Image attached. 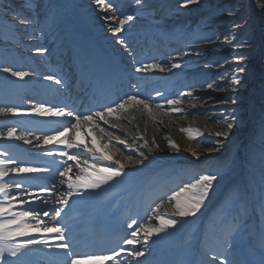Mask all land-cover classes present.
Here are the masks:
<instances>
[{
  "label": "bare ground",
  "instance_id": "obj_1",
  "mask_svg": "<svg viewBox=\"0 0 264 264\" xmlns=\"http://www.w3.org/2000/svg\"><path fill=\"white\" fill-rule=\"evenodd\" d=\"M1 1H3V3H10V0ZM39 1L43 2L42 0H30L32 6L42 8L44 5L42 3V6L39 5ZM127 1L128 0H122L121 2H119V0H116V3L119 2L117 4L118 9L124 10V3H126ZM172 1L173 0H141L140 4L134 3V6L131 7L130 13L138 11V13L143 12V14H152L153 11L160 10V8L162 9L167 8L168 6L170 7L172 4H169V2L172 3ZM208 1H210L208 4L209 8L206 11L212 10V12L217 13L218 7H226L227 9H229V11H226L228 14L219 13V15H229L231 16V18L225 19V21L227 20L229 22H223L222 25L216 26H214L215 24L213 20V17H216V15H211L208 17V19L206 18L202 20V22L197 26L200 32V36L207 40L206 43L204 44L202 42L200 44H188L186 48H183L184 50H186V52L184 53L185 55L182 57L180 62H188L187 64L191 67L199 66L197 67L199 69L192 72L191 74H187L189 72H187L185 69V73L183 74V76H180V78H183L186 81L189 80L191 82L193 81L194 84L196 83V87L192 88V90H198L196 92H191L190 96L186 95L183 98L184 100H179L180 103L177 106H173V108H179L181 109V111L163 112L159 110V107H153L148 105V109H145L142 104H131L127 106L124 110H118L114 112L111 116H105V120L107 121V123H105L104 121H100V126L99 128H97V130L89 131L84 136L80 134V137H77L76 139H74L72 135H68L67 137L63 138V140H71L75 144H78L79 147H73L70 149L67 148L68 151H72L73 154L85 157V159L89 160L90 164L92 163V156L110 155L112 157L111 160L97 162V168H101L100 166H110L113 168H119V165L114 163V161L117 160L120 161L121 164H123L122 175L120 177H115L113 180L109 181L106 184L101 185L100 188H74L73 194L68 197L67 204L71 203L70 208L75 207L77 209H82L86 206L83 205L84 202L89 200H94L93 202L96 203L100 200L99 196L102 195L96 193L100 192L106 194V191L116 193V191L112 190L113 184L117 185L124 181L135 179L137 175H141L144 173H146L147 175L155 172L157 173L158 169L163 164L166 165L165 168H170L168 164H173L176 168V166L180 167L181 164H184V160H190L193 161L192 167L196 169L199 165L202 164L201 160H204L206 163V161H208L210 157L224 156V154L229 151L228 149H232L235 145H237L235 159L238 162V167L241 169V172L239 173L240 175L237 174L236 177L218 182L215 185L210 201H213L218 197L217 193L220 189L229 186L236 180L240 179V176L243 174L244 171V169L241 167L240 160L242 157L244 159L248 158L249 145L252 140H257L258 138L257 135L254 134V130L257 129L255 123H253L254 118L255 120H257L263 117L262 112L258 110L257 103L254 102L252 98L250 101L249 98L255 96L257 99H259V101L261 99H264V29H262L263 24L259 26V29L256 31V33H251L250 36H248V43L260 48L261 50L257 58L255 57V55H253L252 57L253 50L247 52V54L251 55V59L249 58L250 60H245V62L241 63L239 67L247 69L248 71H250V73L242 81L235 82V79L240 76H237L238 74L232 71L233 68L237 66V64L235 66L232 62L226 64V60H228L227 58L229 56L225 53V48H221L223 46L217 44H221L220 41H223V39L221 38H227V36H229L227 39L232 38L237 41V43H241L240 36L244 35L245 32H248V30L253 27L255 20L261 19L260 23L262 21L264 22V13L257 10V8L255 7V0H246L245 5L247 6L245 9V13L249 15V18L247 17L249 21H234V23L231 24V19L233 18V15L235 13L230 12H234L237 9L235 6H238V2H236V0H214V2L212 0ZM44 2H46V0H44ZM66 2L70 3V0H66ZM80 2L77 6L73 3H70V8L66 6L65 9L63 8V6L62 8L59 6L58 8L60 9V11L55 14L56 17L52 16L49 19H46L43 18V16H38V19L35 22L37 24L41 22L43 27L45 28H47L48 26H53L57 23L58 20L59 22H64L66 24V27L62 24L58 31L65 36V40L69 43L73 41L76 42V35L73 30L77 32L78 28L85 29L86 27V29H89V32L87 33L90 44L92 46H98L100 48H103L102 46L104 45V43H107L109 41L107 38L108 36H106V33H104V29L107 28V24H109L108 27H110V24H112V22H110L111 20L108 19L110 14L107 16L105 14V12L108 14L109 11H101V17L105 18V23L102 25H98L96 24V22H99V20H101L102 18H94V16H92L93 13H96V7L89 8L87 6V3L83 2L82 4H80ZM259 2H264V0H259ZM216 3L218 4V6ZM3 10L6 11V14H3V17L9 19L6 23L12 25L15 29L13 31L16 33V35H14L13 33L8 34V38L10 39V41L14 40V42L22 41L23 36L29 31L24 26V24L19 23L20 21H14L13 17L16 13L24 15L26 11L23 10L20 6H17L16 2H11L10 4H8L7 7H0V14H2L1 11ZM128 10L129 9L127 8L126 12ZM241 10L243 11V9ZM7 11H9L8 14ZM73 12H75V14H72ZM155 14L156 13H154L153 15L155 16ZM142 16V18L145 19L147 17L146 15ZM193 17L194 19H197V16L194 15V11L191 13L190 16L186 18V20H191ZM235 17L239 18L240 16L235 14ZM183 22L179 23L182 24ZM80 24L83 26L81 27ZM150 25L151 24H146L143 26L142 29L150 28L153 30L152 27H149ZM177 25L178 23H175L170 25V27L176 28ZM82 32L83 34L85 33L84 30H82ZM47 33L51 35L53 31L51 30ZM112 34L114 35L113 32ZM47 39L48 38L45 36V40ZM28 40L32 41V39ZM163 41H165V37ZM173 41L175 42V40ZM4 42V45L6 46V48H4L7 50V47H9V45L6 44L8 40H4ZM55 42L56 41H54L53 43ZM58 42L60 43V45L62 44L61 39H58ZM189 43H193V41L190 40ZM20 45L21 44L16 45L17 55H15L13 52L9 53L4 49L2 56L10 60L15 59L16 57L20 58L23 52L26 51L23 50L24 47H21ZM60 45L54 46L53 48H63L69 50V46ZM50 47L52 46L50 45L47 48ZM143 48L144 49L140 50L139 47H135L132 51H135V54H141L143 51H148L151 46L147 43H144ZM205 48L211 49V53L208 56L206 54H203ZM253 48L254 47H252L251 49ZM26 53L34 54L35 52L26 51ZM119 55H122V53L119 52ZM144 56H146L145 52L142 57ZM37 57L40 58L43 56ZM204 61H207V66H200L199 63ZM223 63L224 65L221 66ZM214 65L217 69L214 67ZM255 65L256 70L254 71L253 68L255 67ZM210 68H214V71H212V69ZM171 69L172 64L165 65L166 71ZM150 71H152V69L142 71V76L146 77ZM216 73L224 74H222L223 77L220 78L216 75ZM157 74V72H154L152 76H155ZM203 74H206L205 78L203 77ZM0 78L12 79V81L14 82H24L25 84L30 85L29 87L33 85V81L27 79V76L23 80H21L17 77L12 76L11 74L5 76L1 74ZM198 80L200 81L198 82ZM159 82L162 84V80H159ZM209 84L213 85V87L209 88L207 86V88L203 90L205 86ZM214 88L219 89L215 90ZM170 90H173V86L170 88ZM234 91L236 93H234ZM233 95H237L239 97L244 98V101H246L245 104L249 103L250 107H255L253 108V112L251 113L249 111L250 109L247 112L245 110L244 104L232 103V100L235 99ZM242 109L245 110V117L243 118V116H241L240 118H238L235 115V111H239ZM5 116H8V118H5ZM15 116H17V114L14 113L0 114V118H2L0 121L11 122L13 118H15ZM224 117H229L228 122H232L234 126L232 129L227 130V136L218 137L216 133L224 132L227 128L226 123L223 122ZM232 117H235L236 119L233 121L231 119ZM246 122L247 125H245ZM259 126L261 125L259 124ZM243 127H245V129H243ZM101 129H103V131ZM181 129L195 130L191 133L194 139H190L189 134L187 132L181 131ZM8 130L9 128L2 127V129L0 130V137L2 139L13 140L14 136L9 138L5 135ZM16 136L19 137L18 135ZM57 138H59V136H57ZM23 140H20L23 144H27L25 141H30V143H28L29 145L42 146L43 144V139H39L38 141L37 137L34 140L26 139L25 137H23ZM119 141H125V143L120 144ZM170 142L175 145V147L170 146ZM85 145H87V148H85ZM87 149H91V152H88ZM208 149H218V151L209 152ZM193 153H195V155ZM129 157H131V159H129ZM83 160L81 161V166H83ZM136 161H141V163H136ZM75 164L76 161L75 163L70 162V165L73 166L72 170L79 172V170L75 167ZM91 171L92 169L89 168V172ZM19 175L21 177L24 176L23 174ZM53 175H57V173H53ZM189 175L190 174L187 173L176 172L170 178L163 179L162 183L172 185L173 182L177 183L181 179L186 180ZM62 179L67 181L70 178L68 176L61 177L60 175H57L54 176L53 179H50L48 184L51 185V187H54V183H57ZM71 180H75V178H71ZM243 182L245 183V186H242V188H244V190L250 195V199L254 201V198L257 195L254 181L250 183H248L247 181ZM246 184H248V186H246ZM61 185L63 186L64 190L62 188L61 193H57V191H55V195L53 198V201L55 202L54 204L59 203L58 198L64 196L69 191L67 183ZM78 190H80V192L83 191V194L85 196L84 198L81 193L77 192ZM19 194L16 190L10 191V193L8 194V197H12V201H10L11 203H13L12 211L19 212L18 209L20 208V211L30 210V208L34 206L31 205L32 201H30V197L24 195L23 198H20ZM17 196L19 198V201H14L15 197ZM6 198L7 197L0 194V201H3ZM22 203H26V205H20ZM171 203L172 200H169L167 204H163L164 206L161 205L156 209L157 211L155 210L156 215L154 217V221L157 220V215L168 216V214H170V211L168 210V205H171ZM54 204L53 206H55ZM5 205L7 206V204ZM58 206L59 205H57V208ZM170 218L175 217L172 216ZM0 219L7 221L8 219H11V216L8 212H5L4 216L0 217ZM28 219H26V221ZM40 221H42L43 224L47 225V227H52L49 222L44 221L42 219H40ZM36 225L37 222L35 223V226ZM26 226H28V224H26ZM13 228H15V226H13ZM226 234L227 231L223 230L222 234L212 241L213 247H216L217 244L219 245V247L223 246L225 244V241L227 240L222 236H225ZM20 241L21 240H17L15 242ZM7 242L8 239L5 240L3 243ZM142 242L145 243L144 240H142ZM231 246V243L226 242L224 248L228 249ZM136 247V243L130 244L131 249H134ZM137 258L138 259L132 261V264H152V262L157 259V257L151 255H148L147 257L140 256Z\"/></svg>",
  "mask_w": 264,
  "mask_h": 264
},
{
  "label": "snow or ice",
  "instance_id": "obj_2",
  "mask_svg": "<svg viewBox=\"0 0 264 264\" xmlns=\"http://www.w3.org/2000/svg\"><path fill=\"white\" fill-rule=\"evenodd\" d=\"M137 4L141 3V0H135ZM188 3H192L193 0H187ZM97 3H101V0H97ZM27 7H31L30 0L26 4ZM255 7L258 11L264 13V2H259V0H255ZM108 9L115 10L114 5H112L110 2L107 5ZM107 10V9H106ZM108 19L115 20L116 17H108ZM13 20H19L21 24L24 25H30L32 21L28 19L27 17L21 15L20 13H16L13 17ZM133 20V17L131 15L124 17L123 19L119 20V23L117 26L113 27L111 30L114 34L120 33L123 30V26L128 22ZM117 43H123L122 40H118ZM37 52L42 51V49L37 48ZM173 68L180 67L179 64H172ZM148 68H158L160 71H164V67L162 65L156 64V65H144L143 67H137L136 71H144ZM244 69H239V71H243ZM4 72H11V75L14 77H17L21 80H23L28 73L22 72V71H13L11 68L4 67ZM45 79L52 80V76H47ZM57 84H61V80L55 81ZM209 88H212L213 85L209 84ZM157 95H160V93H157ZM183 95V94H182ZM187 95H191V93H187ZM180 103L179 100H173L169 99L167 100L168 105H178ZM232 103H236V100L233 99ZM131 104H142L145 109H148V100L141 99L136 95H130L127 96L125 99L120 100L118 103H115L113 106L106 107L102 111L95 113V116L99 118L100 121L105 120V114L111 116L114 112L119 110L126 109L127 106ZM157 107H160V105H157ZM150 110V109H149ZM171 111H181L179 108H172ZM17 110L12 107H0V114L4 113H15ZM34 113L36 115L45 116L46 114H51L52 116L56 117H63L67 116L69 118H73L76 123L72 125L73 128L79 126V122L81 120L85 121H92L93 117L91 115L81 116L79 114H75L72 111H65L63 108H54V107H44L42 104H37L34 109ZM233 121L236 119L235 117L231 118ZM229 117H224L223 122L226 123L227 128L224 132H217L216 135L219 136H227L228 135V129H232L234 124L232 122H228ZM103 131V129H101ZM70 129L65 126L63 127L62 131L55 132L54 135L48 136L45 135L43 137V143L48 144L50 141H55L56 136H64L65 133H68ZM181 131L187 132L189 134L190 139H194L192 136V132L195 130L192 129H181ZM15 129H9L8 132L5 134L7 137L11 138L14 135ZM17 139H23V137H16ZM39 140V138H37ZM26 143H30V141H25ZM57 143L64 144L67 148H73V147H79L78 144H75L71 140H60L57 141ZM120 144H124L125 141H119ZM170 146L175 147L170 142ZM85 148H87V145H85ZM88 152H91V149H87ZM209 152L212 151H218V149H208ZM49 156H53L54 153L52 151H48L46 153ZM195 155V153H193ZM56 155H59L60 157L67 156V160L70 161H76L75 167L79 170L78 174L75 176V180H61L60 183L64 184L67 183L69 191L62 197L58 198L59 203L67 205L68 203V197L73 194L74 188H84V189H97L100 188L101 185L108 183L109 181L113 180L115 177H120L123 173V164L120 163V161H114L115 164L119 165V168H113V167H102L97 168L96 164L100 161L105 160H111L112 157L110 155H102V156H92L91 160L92 163H89L88 159L83 160V166H81V158L79 155L70 154L64 151H59L56 153ZM131 159V157H129ZM10 163L15 164V161H9ZM5 161L0 160V194L4 195L5 197L8 196V193L6 189L9 187L8 182L5 180V177H9V174L19 175V174H37L40 172H51L53 169L43 167V168H37V167H11V168H5L3 165L5 164ZM136 163H141V161H136ZM73 166L72 165H65V171L59 172V175L61 177H65L68 172L72 171ZM89 168L92 169L91 172H89ZM24 177H22L23 179ZM217 180V177L215 175L211 174H203L198 177V179H195L193 183L185 184L183 187H180L178 191H175L172 193V195L169 197V200L174 201V207L176 209L175 215L179 217H188L195 215L196 212L201 208L202 204L206 200V198L209 195L210 189L213 187V182ZM15 185V188L21 191H24V187L20 180H13L12 181ZM41 192H47L48 189L45 187L40 188ZM79 194V193H77ZM159 205H157V208ZM5 212H8L11 216V219H8L7 221L0 219V244H2L5 240L13 237V236H24L27 235L29 232V228L26 226V219H34L37 220V225L34 227V231L42 232L45 234H56L55 239L60 241L56 244V248L63 250L67 256V264H89V262L92 261H100L104 259H110L111 257L106 256H95V255H78L71 252V247L67 243H65V235H64V229L60 226H53V227H47L43 226V222L40 221L39 218V212H37L36 215H33V210L28 211H19L14 212L12 211V204L9 201L7 206L0 202V217H3ZM44 216H48V211H43ZM61 215V209L56 208L55 209V217H59ZM157 220H159V227L156 228H146L145 229V241H147V238L151 235L158 234L162 232L165 228L168 227H174L177 224V221L173 218H167L166 216L157 215ZM135 223V222H133ZM55 224L59 225V220H55ZM13 226H15V230L13 229ZM129 227L131 228L132 225L129 224ZM137 236V232L133 231L131 233L130 239L124 240L125 244H134L136 243L135 237ZM34 243H40L47 245V240H26L23 243L16 244L14 246V249L12 250L11 254L16 255L17 252H20L21 249H28L30 245ZM23 254V253H22ZM144 253L142 251L136 250L130 255L134 256H142ZM3 255V247H0V256ZM117 255V253H113V256ZM220 264H229V262L225 258H221Z\"/></svg>",
  "mask_w": 264,
  "mask_h": 264
},
{
  "label": "rangeland",
  "instance_id": "obj_3",
  "mask_svg": "<svg viewBox=\"0 0 264 264\" xmlns=\"http://www.w3.org/2000/svg\"><path fill=\"white\" fill-rule=\"evenodd\" d=\"M214 2V0H212ZM246 0H236V2H238V6H235L237 9L234 11V12H230V13H235L236 15L240 16L239 18H236L235 17V14L233 15V18L231 19L232 22H230L231 24L235 22H241V21H249V15H247L245 13V9H246ZM249 1V0H248ZM18 3L20 2V0H10V3ZM176 0H173L172 3L169 2V4H172L170 7L168 6L167 9L165 10H156V11H153L152 14H149V13H144L143 12L141 14H143L144 16L146 15V19L145 18H142L143 16H137L138 17V20L139 19H143L142 21H144L145 24L149 25L151 24L150 26H152L153 28L155 27H163L164 25H171V24H174V23H179L180 20H186V18L188 16L191 15V13L194 11V15H197V19H194V17L191 19V20H187V23L189 24V26L193 25V22H196L198 21L199 19H206L207 16L202 17V13H208L206 12V10L209 8L208 7V4L210 1L208 0H194L192 3H188L187 0H178L177 3H175ZM250 3V2H249ZM27 3H25L24 1V4L23 3H18V6H20L22 9L26 10V9H29L31 10L30 7H27L26 6ZM217 4V3H216ZM8 3H0V7L2 6L5 7L7 6ZM207 5V6H206ZM218 6V4H217ZM240 7V8H239ZM243 9V11L241 10ZM223 11V12H222ZM226 11H229V9H227L226 7H218L217 8V13L216 12H211V15H213L214 13H216V17H213V20H214V26L216 25H222V23L224 22H229V21H225V19H228V18H231V16H223V15H219V13H223V14H228ZM154 13L155 16L153 15ZM190 13V14H189ZM149 14V16H148ZM208 16H210L209 14H206ZM136 17V18H137ZM141 17V18H140ZM248 17V18H247ZM264 17V16H263ZM258 18V17H257ZM208 19V18H207ZM260 20H255L254 21V25L251 29L248 30V32H245L244 35H241L240 36V40H241V43H237V41H235L234 39H227L229 36H227V38H221L223 39V41H220L221 44H217V45H221L223 47L221 48H225L226 50V54H228V60H226V64L228 63H233L234 66L237 64V66H235L233 68L232 71H234V73L238 74L236 79H235V82H239V81H242L246 78V76L250 73V71H248L247 69H244L242 67H239L241 65V63L245 62V60H250L251 58V55L247 54V52H249L250 50H253V54H252V57L253 55H255V57L257 58L259 56V53H260V48L254 46V45H251L248 43V36H250L251 33H256V31L259 29V26L263 24V27L262 29H264V22L262 21L260 23ZM229 23V24H230ZM246 24V23H245ZM180 25V24H179ZM188 26V27H189ZM187 27V28H188ZM176 29H172V32L174 33ZM213 30V29H212ZM219 30V29H218ZM224 30V28H223ZM222 30V31H223ZM247 31V30H246ZM197 32H195L194 35H196ZM218 40V39H217ZM207 41V40H206ZM218 42V43H220ZM252 47H254L253 49H251ZM211 53V49L209 48H205L204 49V52L203 54H206L207 56ZM250 58V59H249ZM259 60V59H258ZM207 61H204V62H200V64H206ZM224 63L221 65L223 66ZM198 66H196L195 68H193V70H197L199 68H197ZM214 67L216 68V66L214 65ZM212 69V71H214V68H210ZM217 69V68H216ZM239 69H244L243 71H239ZM254 71L256 70V65L255 67L253 68ZM257 73V72H256ZM261 73V72H260ZM222 74L224 73H216L217 76H219L220 78H222ZM206 76V75H203V77ZM264 78V77H263ZM243 88V87H242ZM215 90L219 89V88H214ZM234 93H236L234 91ZM238 93V92H237ZM242 93V92H241ZM233 97L235 98L236 100V103L234 104H244L245 105V110L248 112V110L252 113L253 112V108L255 107H250V104L249 103H246V101H244V98L242 97H239V96H235L233 95ZM250 98V101H251V98L254 100V102L257 103L258 105V110H260V112H262V115L263 117L262 118H259L257 120H255L254 118V122L255 123V126H256V130H254V134L257 135V140H252L250 145H249V148H248V151H249V158L256 164H254L255 166L258 165L259 168H263L264 169V99H261L259 101V99H257L255 96L253 97H249ZM251 103V102H250ZM262 104V105H261ZM252 105V103H251ZM249 106V107H248ZM253 106V105H252ZM245 110H237L235 111V115L240 118L241 116H243V118L245 117ZM252 110V111H251ZM245 122V121H244ZM261 126H259V124ZM239 125V124H238ZM245 125H247V122L245 123ZM243 129H245V127H243ZM233 146V145H232ZM237 145L233 146L232 149H228L229 151L227 153L224 154V156H213V157H210V159H208V161L206 163H204L202 165V168L205 170V168L207 167H210L209 169H212L211 165L212 166H215V165H219L218 167H220L219 169L222 170L223 168H229V167H233L234 169H236L235 172H232L231 174H229L228 176L230 178H233V177H236V173H240V169L238 167V163H236V147ZM235 155V156H234ZM221 159V160H220ZM186 162H188L186 160ZM238 167V169H237ZM213 171H218V169H212ZM212 171V172H213ZM208 173H211V170L210 172L207 170H205V174H208ZM240 175V174H239ZM217 177V180H215L213 182V184L215 185L218 181H224V180H227L229 178H225L223 177L222 175H219L218 173L215 175ZM212 192H209V195H208V198L206 199H209L210 195H211ZM231 197L235 200L236 199V196L233 192H231V195L230 196H226L225 198L226 199H230L231 200ZM240 198V197H239ZM260 201V200H259ZM226 206V205H223L221 208H219V211H221L223 209V207Z\"/></svg>",
  "mask_w": 264,
  "mask_h": 264
}]
</instances>
